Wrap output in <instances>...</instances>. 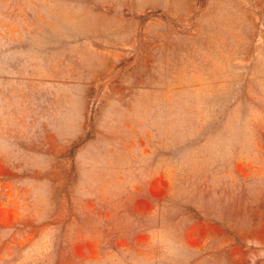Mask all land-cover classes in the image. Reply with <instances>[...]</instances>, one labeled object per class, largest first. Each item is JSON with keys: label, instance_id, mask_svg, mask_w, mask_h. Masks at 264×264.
Wrapping results in <instances>:
<instances>
[{"label": "rangeland", "instance_id": "obj_1", "mask_svg": "<svg viewBox=\"0 0 264 264\" xmlns=\"http://www.w3.org/2000/svg\"><path fill=\"white\" fill-rule=\"evenodd\" d=\"M0 264H264V0H0Z\"/></svg>", "mask_w": 264, "mask_h": 264}]
</instances>
